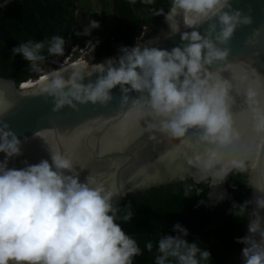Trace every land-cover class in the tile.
Returning a JSON list of instances; mask_svg holds the SVG:
<instances>
[{
	"label": "clouds",
	"instance_id": "obj_1",
	"mask_svg": "<svg viewBox=\"0 0 264 264\" xmlns=\"http://www.w3.org/2000/svg\"><path fill=\"white\" fill-rule=\"evenodd\" d=\"M250 13V8H233L231 0H170L167 11L161 8L156 14L163 15L168 26L164 35L179 33L180 44L168 50L137 43L121 46L118 58L91 60V64L79 60L70 69L42 75L39 94L52 98L55 112L87 103L104 106L112 100L110 90L116 86L121 92L120 106L129 104L130 91L139 92V98L131 100L130 111L145 121L143 131L148 139L156 141L160 133L175 141L159 159L176 162L182 158L203 179L221 183L233 171L248 169L250 145L235 154L224 151L240 141L231 108L233 92L239 94L241 87L251 108L254 139L264 144V102L258 99L257 87H264V80L258 74L255 80L246 73L224 76L230 61L211 69L215 62L228 61L231 49L222 45H227L237 27L252 24ZM205 22L201 32L199 26ZM98 27V21L90 20L86 34ZM98 43L84 45H92L89 52L93 53ZM64 45L61 35H53L47 41V53L62 55ZM44 48L45 41L28 39L11 52L36 69ZM93 73L97 74L94 82H82ZM9 107L0 106V116ZM193 129L198 130L195 140L187 135ZM21 145L8 123L0 121V153L4 154L0 160V264H133L142 249L116 222L113 198L117 190L90 176L81 182L71 155L59 150L48 148L50 162L23 161L24 167H8L9 158L21 155ZM251 186L264 193V186ZM248 203L234 202L231 208L234 216L251 217L248 234L236 240L245 245L243 264H264V216L258 211L264 209V196L255 199L257 210L252 213L247 212ZM132 216L128 210L121 218L129 221ZM171 227L174 235L159 233L154 264H207L211 260L209 249L186 239L185 226L177 221ZM153 247L151 240L144 245L149 252Z\"/></svg>",
	"mask_w": 264,
	"mask_h": 264
},
{
	"label": "water",
	"instance_id": "obj_2",
	"mask_svg": "<svg viewBox=\"0 0 264 264\" xmlns=\"http://www.w3.org/2000/svg\"><path fill=\"white\" fill-rule=\"evenodd\" d=\"M13 1L1 2L0 9ZM231 2L233 8L244 11L251 9L252 24L241 25L234 30L227 45H222L231 49L228 61L215 62L211 69L230 61L231 66L223 69L224 76L231 78L234 74L246 73L251 80H255V74H258L264 80V0ZM206 26L207 22L199 26V30L203 32ZM257 29L259 31H256ZM167 31L168 26L161 15L156 31L154 33L145 31L146 35L136 40L132 46L140 43L170 50L171 47L180 44V39L179 33L166 37L164 34ZM149 41L152 43L149 44ZM120 55V47H117L111 57L118 58ZM107 58L109 57L98 62H103ZM70 59L59 67L70 69L71 65H68ZM64 74L68 75V72ZM42 75L20 83L0 77V106H10L9 110L0 116V121L7 122L22 141L21 155L9 158L8 167H24L23 161L35 164L41 159H49L50 162L49 148L71 155L81 182L90 176L98 182H103L106 187L115 188L118 194L113 198V203L116 207L127 195H137L151 188L186 180L194 185L208 186L206 196L210 205L217 206L224 202L227 178L221 183L214 184L210 179H203L202 174L196 169L184 165L182 158L176 162H170L167 157L159 159L175 141H169L160 133L156 134V141L148 139L149 134L143 131L145 121L138 120L135 112L130 111L131 100L139 98L141 93L130 91L129 104L120 106L121 92L119 86H116L110 90L112 100L104 106L87 103L78 105L76 109L64 106L54 112L52 98L46 94H39ZM96 77L97 74L93 73L84 77L82 82H94ZM257 87L260 92L258 99L264 102V87ZM233 96L235 100L231 110L234 127L240 133V141L224 151L226 154H235L241 151L242 146L250 145V151L246 155L248 165L246 184L250 190L246 208L248 213H252L257 210L255 199L264 196V193L251 186H264V144H259L251 131L252 113L243 87L239 94L234 91ZM197 134L198 130L193 129L187 135L189 139L195 140ZM3 159L4 154L0 153V160ZM136 185L141 186L137 188ZM217 190L221 192L220 198L213 200L211 193ZM258 211L264 216V209ZM250 218V216L246 218L244 236L248 234L247 225ZM244 246L242 244L238 251L236 264H243L241 249Z\"/></svg>",
	"mask_w": 264,
	"mask_h": 264
},
{
	"label": "trees",
	"instance_id": "obj_3",
	"mask_svg": "<svg viewBox=\"0 0 264 264\" xmlns=\"http://www.w3.org/2000/svg\"><path fill=\"white\" fill-rule=\"evenodd\" d=\"M169 2L98 0L101 11L98 14L87 0H14L0 9V77L20 83L41 75H34L30 63L11 52L28 39L45 41L44 58L37 63L49 64L51 68L59 67L71 46H83L87 41H99L92 62L111 57L117 47H131L141 35L142 26L154 33L161 17L156 13L161 8L167 11ZM90 20L99 22L98 28L91 29L92 40L83 36ZM53 35L65 39L62 55L47 53V41ZM246 177V171L231 173L226 179V199L217 206L210 205L206 184L194 185L189 180L127 195L117 207L116 222L142 249L133 264H154L159 233L174 235L171 226L177 221L188 229L189 242L196 240L202 248L210 250L211 260L207 264H236L242 245L236 238L244 236L248 215L234 216L231 208L234 202L238 205L248 199ZM128 210L133 213L132 219L124 221L121 217ZM149 240L154 245L151 252L144 248Z\"/></svg>",
	"mask_w": 264,
	"mask_h": 264
},
{
	"label": "rangeland",
	"instance_id": "obj_4",
	"mask_svg": "<svg viewBox=\"0 0 264 264\" xmlns=\"http://www.w3.org/2000/svg\"><path fill=\"white\" fill-rule=\"evenodd\" d=\"M88 2H89V4H90V6H91V8L96 12V13H99V11H100V6H99V3H98V0H87ZM99 14H101V11H100V13ZM142 30H143V27L141 28ZM88 32V27L83 31V36L84 37H86L88 40H92V38H93V35H92V33H91V31H90V33L89 34H86ZM75 46H78V44L77 45H74L73 47H75ZM84 48H85V45L83 46ZM81 51V47H77V51H75V54H74V58H73V60H71V62L72 61H75V62H77L76 60H74V59H78V58H80V59H83V60H86V61H88V63H91V58H92V52H89L88 51V49L87 48H85V51H83V52H80ZM66 60H63V62H61L60 63V65H64L66 62H65ZM56 62V60L54 61V62H52V64H54ZM62 67V66H61ZM50 69H52L51 68V65H49V64H46V63H43V64H39L38 65V68H36V69H33L32 68V71H33V74L34 75H38V74H43V75H45L46 73H48V72H50L51 70ZM48 71V72H47ZM46 72V73H45ZM45 73V74H44Z\"/></svg>",
	"mask_w": 264,
	"mask_h": 264
},
{
	"label": "built area",
	"instance_id": "obj_5",
	"mask_svg": "<svg viewBox=\"0 0 264 264\" xmlns=\"http://www.w3.org/2000/svg\"><path fill=\"white\" fill-rule=\"evenodd\" d=\"M143 27V26H142ZM141 37H139V38H137L136 40H139ZM88 45L86 44L85 45V48L87 47ZM85 48L83 47V48H81V51L80 52H83V51H85ZM92 48V45H89L88 47H87V49H88V51L90 50ZM75 51H77V46H75V47H71V50H70V52L67 54V56L64 58V60H66L65 62H67L70 58V61L71 60H73V56H74V54H75ZM74 60H76V61H79V60H82V59H80V58H78V59H74ZM75 62V61H74Z\"/></svg>",
	"mask_w": 264,
	"mask_h": 264
},
{
	"label": "bare ground",
	"instance_id": "obj_6",
	"mask_svg": "<svg viewBox=\"0 0 264 264\" xmlns=\"http://www.w3.org/2000/svg\"><path fill=\"white\" fill-rule=\"evenodd\" d=\"M76 62H69V64L68 65H74ZM63 66V65H62ZM61 67H59V68H57V69H60ZM54 70V69H53ZM53 70H51L50 72H48V73H51ZM56 70V69H55ZM48 73H46V74H48ZM30 83H27V85H29ZM220 195H221V192L219 191V190H217V191H214V192H212L211 193V197H212V199L213 200H217V199H219L220 198Z\"/></svg>",
	"mask_w": 264,
	"mask_h": 264
},
{
	"label": "flooded vegetation",
	"instance_id": "obj_7",
	"mask_svg": "<svg viewBox=\"0 0 264 264\" xmlns=\"http://www.w3.org/2000/svg\"><path fill=\"white\" fill-rule=\"evenodd\" d=\"M99 13H100V11H99ZM99 13H98V14H99ZM145 31H146V32L148 31V32H151V33H152V30H151L150 28H148L147 26H143V30H142L143 35H146V34L144 33ZM87 42H89V41H87Z\"/></svg>",
	"mask_w": 264,
	"mask_h": 264
}]
</instances>
